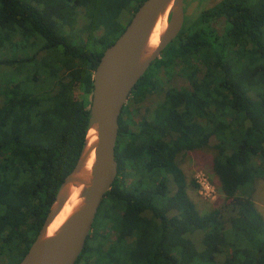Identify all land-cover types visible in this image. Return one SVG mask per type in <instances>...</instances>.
I'll return each instance as SVG.
<instances>
[{
	"label": "trees",
	"instance_id": "16d2710c",
	"mask_svg": "<svg viewBox=\"0 0 264 264\" xmlns=\"http://www.w3.org/2000/svg\"><path fill=\"white\" fill-rule=\"evenodd\" d=\"M144 1L0 0V50L39 47L0 58L10 73L0 84V264H19L42 229L86 146L100 58ZM80 9L88 37L74 44L66 28ZM162 69L185 84L163 87ZM159 92L148 117L123 107L118 175L76 264H264V217L239 191L261 176L256 169L264 174V0H219L190 17L130 98ZM213 139L229 221L220 208L198 210L180 163ZM198 231L202 249L189 236Z\"/></svg>",
	"mask_w": 264,
	"mask_h": 264
},
{
	"label": "water",
	"instance_id": "95a60500",
	"mask_svg": "<svg viewBox=\"0 0 264 264\" xmlns=\"http://www.w3.org/2000/svg\"><path fill=\"white\" fill-rule=\"evenodd\" d=\"M166 27L160 41L148 49L149 37L160 16ZM186 17L185 0H145L123 33L107 47L94 72L90 129L94 138L87 143L74 169L66 176L37 238L19 264H76L101 207L118 175L116 145L119 118L129 97L152 63L181 32ZM95 152L91 175H81L89 155ZM71 184L83 185L81 202L52 234L50 223L63 208Z\"/></svg>",
	"mask_w": 264,
	"mask_h": 264
},
{
	"label": "rangeland",
	"instance_id": "374dc122",
	"mask_svg": "<svg viewBox=\"0 0 264 264\" xmlns=\"http://www.w3.org/2000/svg\"><path fill=\"white\" fill-rule=\"evenodd\" d=\"M217 1L219 0H185L186 17L184 25L188 24V22L190 21V17H194L202 8L206 6H211ZM83 13L84 11L80 9L78 21L73 29H70V27L66 28V34H69V39H71L72 43L74 44L80 43L81 37H88V33L82 31V27L85 22L84 18L82 17ZM131 15L132 13L130 11H123L121 16L122 22L128 21ZM214 24L219 31L223 30V20H217ZM101 33V29L95 31L96 35H100ZM43 43L44 39L41 37L38 38V45ZM37 48L39 47L36 46L34 48H30L27 52V49L18 50L14 48L0 50V58L19 57L23 56L26 53L33 54V52L37 50ZM178 68L176 69L178 70ZM26 69L28 68H24L23 75L26 74ZM9 75V72H6V70L1 69L0 67V84L4 80H6ZM158 77L160 78V83L163 87H167L168 85L180 87L185 84V79L182 76L177 74L167 75V73L163 69L159 71ZM76 95L79 98L83 96V90L81 89V87L76 89ZM130 97L126 105H128V107H130V109L135 112L139 119H142L150 115V111L153 105L157 103L158 100L163 98V92L155 93L154 95H149L145 100L140 103L134 102ZM214 143L215 139L212 140L211 146L209 147L199 148L187 152L185 155L181 156L180 163L187 176L189 196L196 204L198 210L202 213H206L215 208H220L223 211L226 221H229V219L233 216L234 212L232 211V206L226 204L227 202L225 199V195L221 189L219 177L213 170V160L216 155V149L212 146ZM256 172H258V175L261 176L255 178V180H253L252 182H249L240 187L239 191L246 192L245 194L251 195L253 197L258 210L264 217V174L262 175L261 170L259 169H256ZM202 179L208 181L212 185V187H214V192L212 195L205 196L202 193L203 189L199 183V181ZM192 180L195 181L197 187H194L191 184ZM228 223L229 222H227L226 224ZM102 233H107V231H105L104 229L97 233L96 240L92 242L94 246L97 245L100 241H103L102 239L104 238V235H102ZM93 234L96 235V232H94ZM189 236L196 242L197 247L199 249L203 248L201 243V237L203 236L202 231L189 234ZM92 258H97V253H95Z\"/></svg>",
	"mask_w": 264,
	"mask_h": 264
},
{
	"label": "bare ground",
	"instance_id": "6f19581e",
	"mask_svg": "<svg viewBox=\"0 0 264 264\" xmlns=\"http://www.w3.org/2000/svg\"><path fill=\"white\" fill-rule=\"evenodd\" d=\"M166 27V22L163 17V15L160 16L158 19L150 37L148 40L147 48L153 49L156 47V45L160 41V36L162 32L164 31ZM88 138L90 142L93 141L94 138V129H91ZM95 161V152L93 151L89 158L84 165L83 169L81 170V175L85 177H89L91 175L92 166ZM83 190V185H75L71 184L68 188V197L67 200L61 209V211L58 213V215L55 217V219L50 223L47 229V234L52 235L65 221L66 219L73 213V211L76 209V207L81 202V193Z\"/></svg>",
	"mask_w": 264,
	"mask_h": 264
},
{
	"label": "built area",
	"instance_id": "2783aa9c",
	"mask_svg": "<svg viewBox=\"0 0 264 264\" xmlns=\"http://www.w3.org/2000/svg\"><path fill=\"white\" fill-rule=\"evenodd\" d=\"M201 187H202V193L205 195V196H210L213 194L214 192V187H212V185L208 182V181H205L204 179L200 180L199 181Z\"/></svg>",
	"mask_w": 264,
	"mask_h": 264
},
{
	"label": "flooded vegetation",
	"instance_id": "af4514ba",
	"mask_svg": "<svg viewBox=\"0 0 264 264\" xmlns=\"http://www.w3.org/2000/svg\"><path fill=\"white\" fill-rule=\"evenodd\" d=\"M94 232H95V229H92L91 233H94ZM91 233H90V234H91Z\"/></svg>",
	"mask_w": 264,
	"mask_h": 264
}]
</instances>
